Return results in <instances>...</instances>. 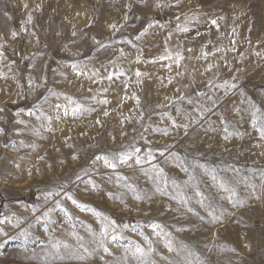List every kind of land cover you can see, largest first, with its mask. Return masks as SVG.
<instances>
[{
  "label": "rangeland",
  "instance_id": "1",
  "mask_svg": "<svg viewBox=\"0 0 264 264\" xmlns=\"http://www.w3.org/2000/svg\"><path fill=\"white\" fill-rule=\"evenodd\" d=\"M254 119L264 0H0V264H264Z\"/></svg>",
  "mask_w": 264,
  "mask_h": 264
},
{
  "label": "snow or ice",
  "instance_id": "2",
  "mask_svg": "<svg viewBox=\"0 0 264 264\" xmlns=\"http://www.w3.org/2000/svg\"><path fill=\"white\" fill-rule=\"evenodd\" d=\"M30 20H31V17H29V21H30ZM212 23H213V24H216V21L213 20ZM181 30H182V31H185V32L188 31V29H187L186 27L183 28V29H181ZM12 35L15 36L16 33L14 32ZM75 67H76V65H73V68H75ZM136 75H137V76H140L141 73H140L139 71H137ZM109 79H111V76H109ZM233 86H234V85H233ZM67 99H68L70 105H74V106L71 108V111H72V114H73V115H77V114L82 113V112H85V111H90V109H86V108H84L83 105H80V104L76 103V102L73 101L70 97L67 98ZM101 102H102V103H105V104L108 103L107 100H103V101H101ZM57 107H59V105H58ZM67 114H68V111H67V109H66V110H65V115H67ZM104 114L107 115L108 113L105 112ZM29 115H32V113H29ZM254 115H255V114H254ZM38 118H39V117H38ZM47 119H48L49 121L51 120L50 117H47ZM253 127H254V128H257V131L259 132L261 138H264V120H260V121H259V126L257 127V120L254 119V120H253ZM0 131H2V130H0ZM224 131H225L226 133H228V129H227V128H225ZM37 134H38V133H37ZM229 135H231V133H229ZM227 138H228V135L225 136V139H227ZM136 151L138 152L139 149H137ZM161 154H163V153H161ZM150 155H151V153H149V156H150ZM129 158H130V157H129V154L121 153V154L119 155V157H116V158H114V159H118L120 163H125ZM97 160H103L104 164H105L106 166H108V167H111V168H115V167H116V164L113 162V160H110V158H109L108 156H98V157H97ZM140 162H141L140 158L137 157V159H136V163L139 164ZM201 167H203V165H201ZM160 171L162 172L163 170L161 169ZM212 179H213V180L216 179V176H215L214 174L212 175ZM173 184H175V181H173ZM220 186H221L222 188H225V191H229V189H227L223 183H221ZM95 187H96V186L93 185V188H95ZM157 191H161V189L157 188ZM232 192H233V195H235L234 190H232ZM47 195H51V193H48ZM47 195H46V198H47ZM197 195H202V194H201V193H197ZM136 198H137V199H140L141 197H140V196H137ZM173 198H175V197H173ZM68 199L72 200V203H73V204H77V206H78V207H81L82 210H83V206H82V205H79L78 202H77L75 199H73V197L68 196ZM184 202L187 203V200H185ZM200 203L203 205V200H201ZM58 206H59V205H58ZM209 207H210V206H209ZM93 211H94V210H93ZM189 211H192V209L189 208ZM65 215H68V213L65 212ZM96 215H97V216H100L101 213H96ZM208 215L212 218V221H213V222H215V221L221 219L220 216H216V215H215V211H214V210H213V211H209V212H208ZM44 216H45V217H48V216H49V213H47V212L44 213ZM105 219L107 220L108 218L105 217ZM201 219H203V217H201ZM110 223H111L113 226H115V221H111ZM124 227L126 228V227H128V225H124ZM151 227L153 228V230H157V229L160 228V225H158V224H153V225H151ZM107 231H108V228H107V227H104V229H103V231H102V233H101L102 240H101V243H100V247L103 248V251H104L105 253L109 252V249L103 245V237L107 234ZM158 234H159V233H158ZM21 235H23V236L25 237V239H27V233H26V232H25V233H21ZM73 235H75V233H73ZM112 238L115 239L116 237L113 236ZM78 239H80V238L78 237ZM60 246H61V245H60V242H56L55 244L52 245V247L55 248V249H57V250H59ZM81 246H83V245H81ZM63 247H64L65 249H67L69 246H68L67 244H64ZM168 247H169V250H172V246H171V243H170V242L168 243ZM84 251H85V252H88L89 255L92 254L91 252H89V250H88L87 248H85ZM127 251H129V249H126V252H127ZM131 251H132V256L135 257V258H137V259H139L140 264H148V261H146V260L144 259V257L147 256L148 253H146L145 250H144L143 248H141L139 245H137V246L135 247V249H134V250H131ZM148 251H149V252L152 251L150 245H149V250H148ZM77 258H78V259H84L85 257H84V256H78Z\"/></svg>",
  "mask_w": 264,
  "mask_h": 264
},
{
  "label": "bare ground",
  "instance_id": "3",
  "mask_svg": "<svg viewBox=\"0 0 264 264\" xmlns=\"http://www.w3.org/2000/svg\"><path fill=\"white\" fill-rule=\"evenodd\" d=\"M199 27H201L203 30L201 35L193 31H190L186 35H181V38L186 40L188 46L195 47L198 50H203V48L207 47L208 45H214L215 36L220 37V35L224 34L225 32L223 29L224 26L221 23H217L212 27H209V25L204 26V24ZM170 39L172 40L173 38L171 37Z\"/></svg>",
  "mask_w": 264,
  "mask_h": 264
}]
</instances>
